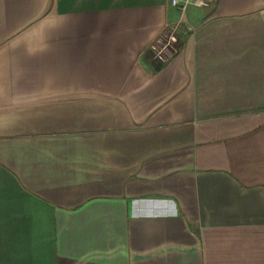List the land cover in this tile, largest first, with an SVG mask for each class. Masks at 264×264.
Listing matches in <instances>:
<instances>
[{"label":"crops","instance_id":"crops-1","mask_svg":"<svg viewBox=\"0 0 264 264\" xmlns=\"http://www.w3.org/2000/svg\"><path fill=\"white\" fill-rule=\"evenodd\" d=\"M207 2L0 0V264H264V0Z\"/></svg>","mask_w":264,"mask_h":264},{"label":"built area","instance_id":"built-area-1","mask_svg":"<svg viewBox=\"0 0 264 264\" xmlns=\"http://www.w3.org/2000/svg\"><path fill=\"white\" fill-rule=\"evenodd\" d=\"M169 3L172 7L176 8L180 13H183L188 5H198V6H206L208 5L207 0H169ZM172 41L174 40V36H168ZM153 47V46H152ZM166 50H159L156 53L155 58H158L161 61H166Z\"/></svg>","mask_w":264,"mask_h":264},{"label":"rangeland","instance_id":"rangeland-1","mask_svg":"<svg viewBox=\"0 0 264 264\" xmlns=\"http://www.w3.org/2000/svg\"><path fill=\"white\" fill-rule=\"evenodd\" d=\"M167 36H170V35H166V37ZM168 41L167 42H163V44H160V43H158L159 45H156V46H153V47H151V49H150V51H151V54H152V56L153 57H155L156 56V53L159 51V50H168V47H169V45H171V46H174L173 44H174V40L172 41L171 39H167ZM166 50V51H167ZM165 51V52H166Z\"/></svg>","mask_w":264,"mask_h":264}]
</instances>
